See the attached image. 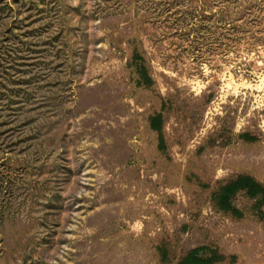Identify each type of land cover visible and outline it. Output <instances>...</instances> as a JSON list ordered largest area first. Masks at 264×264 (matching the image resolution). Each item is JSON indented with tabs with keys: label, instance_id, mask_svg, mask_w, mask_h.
<instances>
[{
	"label": "rangeland",
	"instance_id": "1",
	"mask_svg": "<svg viewBox=\"0 0 264 264\" xmlns=\"http://www.w3.org/2000/svg\"><path fill=\"white\" fill-rule=\"evenodd\" d=\"M192 251L264 264V0H0V264Z\"/></svg>",
	"mask_w": 264,
	"mask_h": 264
},
{
	"label": "trees",
	"instance_id": "2",
	"mask_svg": "<svg viewBox=\"0 0 264 264\" xmlns=\"http://www.w3.org/2000/svg\"><path fill=\"white\" fill-rule=\"evenodd\" d=\"M159 121V122H158ZM157 122V126L156 128H160L161 127V123H162V120L159 119ZM246 138L248 140H255L256 139V136L254 134H248L246 136ZM255 184L253 183L252 180H250V178H245V177H241L240 179L230 183L229 185H227L224 190H223V202H225V205H227V202H229L230 200V197L238 190V189H242V188H246V189H251V187H254ZM252 193V192H251ZM224 208H228V206H223ZM195 251V250H194ZM192 251L191 253H189L185 259L181 262V264H196V263H193L191 262V259H192V254L193 252Z\"/></svg>",
	"mask_w": 264,
	"mask_h": 264
}]
</instances>
